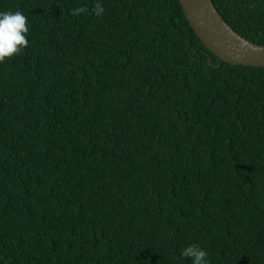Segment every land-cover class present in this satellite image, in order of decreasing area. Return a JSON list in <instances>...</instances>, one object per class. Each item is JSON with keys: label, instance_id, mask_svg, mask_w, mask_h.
<instances>
[{"label": "trees", "instance_id": "trees-1", "mask_svg": "<svg viewBox=\"0 0 264 264\" xmlns=\"http://www.w3.org/2000/svg\"><path fill=\"white\" fill-rule=\"evenodd\" d=\"M212 1L264 45V0ZM96 2L0 0L29 27L0 63V264H264V67L179 0Z\"/></svg>", "mask_w": 264, "mask_h": 264}, {"label": "water", "instance_id": "water-1", "mask_svg": "<svg viewBox=\"0 0 264 264\" xmlns=\"http://www.w3.org/2000/svg\"><path fill=\"white\" fill-rule=\"evenodd\" d=\"M191 28L220 62L234 66L264 67V45L235 32L221 17L212 0H179Z\"/></svg>", "mask_w": 264, "mask_h": 264}, {"label": "clouds", "instance_id": "clouds-1", "mask_svg": "<svg viewBox=\"0 0 264 264\" xmlns=\"http://www.w3.org/2000/svg\"><path fill=\"white\" fill-rule=\"evenodd\" d=\"M88 9L83 5L71 8L73 14L85 13ZM105 8L101 0L95 3L92 14L102 17ZM28 18L19 10L0 12V63L11 59L22 52L29 44ZM181 256L191 264H210L208 252L196 244H189L182 249Z\"/></svg>", "mask_w": 264, "mask_h": 264}]
</instances>
